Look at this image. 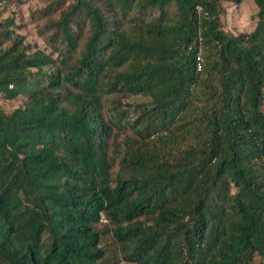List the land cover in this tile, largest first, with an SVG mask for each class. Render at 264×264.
Segmentation results:
<instances>
[{
  "label": "trees",
  "instance_id": "16d2710c",
  "mask_svg": "<svg viewBox=\"0 0 264 264\" xmlns=\"http://www.w3.org/2000/svg\"><path fill=\"white\" fill-rule=\"evenodd\" d=\"M252 1L232 35L221 0H57L49 53L0 22V264H264Z\"/></svg>",
  "mask_w": 264,
  "mask_h": 264
},
{
  "label": "rangeland",
  "instance_id": "374dc122",
  "mask_svg": "<svg viewBox=\"0 0 264 264\" xmlns=\"http://www.w3.org/2000/svg\"><path fill=\"white\" fill-rule=\"evenodd\" d=\"M12 0V3L7 7H2L0 15V22L15 18L18 25L23 28L19 31L26 37V43L34 47L35 50L50 52L47 49V37L40 34L41 27L45 24V20L35 21L33 19L34 13H39L49 5L57 0ZM221 6L224 8L222 15V24L226 32L232 35H238L244 32H251L254 30L257 22V7L252 0H244L241 5H236L233 0H221ZM149 99L144 96L132 97L128 102L130 104L147 103ZM23 100L15 101H1L0 109H4L7 113L23 106ZM103 246L109 253V258L112 254L117 252V244L113 239V235L105 238Z\"/></svg>",
  "mask_w": 264,
  "mask_h": 264
},
{
  "label": "built area",
  "instance_id": "2783aa9c",
  "mask_svg": "<svg viewBox=\"0 0 264 264\" xmlns=\"http://www.w3.org/2000/svg\"><path fill=\"white\" fill-rule=\"evenodd\" d=\"M198 60L201 62V60H202L201 57H199ZM101 223L105 224V223H107V220L102 217Z\"/></svg>",
  "mask_w": 264,
  "mask_h": 264
}]
</instances>
